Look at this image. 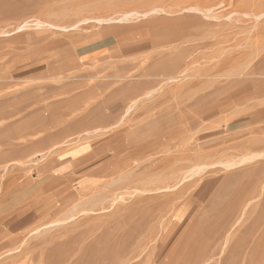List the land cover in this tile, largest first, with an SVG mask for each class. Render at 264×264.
Masks as SVG:
<instances>
[{"label":"rangeland","instance_id":"obj_1","mask_svg":"<svg viewBox=\"0 0 264 264\" xmlns=\"http://www.w3.org/2000/svg\"><path fill=\"white\" fill-rule=\"evenodd\" d=\"M0 264H264V0H0Z\"/></svg>","mask_w":264,"mask_h":264},{"label":"bare ground","instance_id":"obj_2","mask_svg":"<svg viewBox=\"0 0 264 264\" xmlns=\"http://www.w3.org/2000/svg\"><path fill=\"white\" fill-rule=\"evenodd\" d=\"M175 53H176V52H175ZM180 53H181V52H180ZM174 56H176V54L172 56V58L168 61V63H165V64H164L163 68L167 66L169 69H170V68L173 69V67H175V66L177 65V63H176V57H174ZM177 56H178V54H177ZM183 57H184V56H183ZM183 57H182V58H183ZM184 61H185V60H184ZM184 61H183V62H184ZM185 64H186V63H185ZM180 71H182V70H180ZM175 72H176V71H175ZM180 73H181V72H180ZM182 74H183V73H182ZM171 77H172V76H171ZM175 77H176V76H175ZM169 78H170V77H169ZM173 78H174V77H173ZM170 79H171V78H170ZM168 80H169V79H168ZM168 80H167V81H168ZM174 80H175V79H174ZM171 81H172V80H170L169 82H171ZM143 85H144V84H143ZM148 85H149V84H148ZM144 86H145V85H144ZM144 88H145V87H144ZM142 89H143V88H142ZM142 89H141V91H142ZM244 89H245V88H244ZM245 90H246V89H245ZM147 91H148V90H147ZM242 91H244V90H242ZM122 94H123V93H122ZM148 95H149L148 92L144 94V96H148ZM120 99H121V98H120ZM129 105H132V103L129 104ZM129 105H128V106H129ZM129 107H130V106H129ZM86 183H87V182H86ZM59 186H61V185H59Z\"/></svg>","mask_w":264,"mask_h":264}]
</instances>
